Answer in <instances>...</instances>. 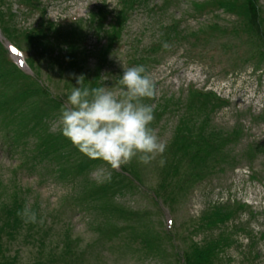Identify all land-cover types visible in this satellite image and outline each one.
Returning <instances> with one entry per match:
<instances>
[{"label":"rangeland","instance_id":"obj_1","mask_svg":"<svg viewBox=\"0 0 264 264\" xmlns=\"http://www.w3.org/2000/svg\"><path fill=\"white\" fill-rule=\"evenodd\" d=\"M3 1V12L10 8V13L15 18V24L9 27L16 26L18 31H29L39 27L43 21L38 12L31 11L19 0ZM102 1L39 0L46 16L44 17L43 14L42 17L46 21L49 19L53 22L61 19L85 20L88 13L101 5ZM191 1L193 0H181L180 11L175 13L172 10L165 17L159 15L156 10L161 6V0H150L149 8L154 13L138 9L131 16L121 43L103 71V85L111 87L110 90H116L119 87L117 84L119 76L123 74L124 69L131 67L129 64L134 51L137 48L145 51L158 44L160 36H156V24H161L171 17L179 21L176 15L184 16ZM105 2L111 10L117 6V0H105ZM259 3L264 12V0H260ZM209 19L212 17L185 19L181 24V30L192 32L204 23H208ZM220 19L221 26H230L235 20L234 17L226 15H222ZM86 33L89 34L88 29ZM202 36L200 45L203 46L196 44L195 46H199L195 48L187 43L171 44L167 53L160 52L152 57L157 63L148 66V74L155 83L154 103L151 104L155 109L164 106L166 98L169 99V104L183 102L187 91L191 88L212 91L227 100L229 106L218 111L211 121L214 128L226 133L232 134L233 131H238L235 143L226 151L229 158L234 161L218 169L215 176L191 190L187 196L180 198L179 201L176 200L178 202L168 208L170 211L163 207H159L158 210L145 194L137 191L129 192L117 199V203L121 206L135 212H145L149 217L148 225L152 224L158 233L167 231L169 238L162 242L165 249L162 259H140L136 253L130 251L123 253L116 248L113 250L104 248L97 255L95 251L93 252L95 254L88 255L85 264H179L174 253L183 255L190 248L191 242L193 245H199L205 238L206 241L217 239L219 235H223L227 241V249L219 253L221 261L219 264H264L262 239L264 238V176L259 178L261 182L249 180L252 170L258 173L264 167V65L254 67L255 60L249 58L250 55L257 57L256 54L261 51L260 46L255 47L254 53L249 44L228 35L221 36L216 32H208ZM205 40L209 41L208 45L204 44ZM0 45L7 53L8 61L26 75H31L27 66L28 57L36 58L43 83L53 94L63 91L65 83L58 82L59 70L58 75L48 70V64L42 60L44 58L42 52L30 48L31 53H27L22 46L21 49L19 48L21 53L9 51L10 45L1 30ZM96 46L98 43L91 34L87 38V49ZM95 64L94 59H89L90 69H93ZM55 69L57 68L53 70ZM182 115L180 104L177 108L169 107L153 127L158 139L166 145V148ZM60 126L61 122H56L51 130L56 131ZM256 149L263 152L254 155L255 159H251L249 156ZM160 155L156 154L155 157L159 160ZM17 163L16 157L9 156L0 142V177L8 180ZM153 167L154 165H148L145 175H141L148 188L157 183ZM107 174L106 169H99L91 178L100 181L107 177ZM17 176L20 186L31 192L27 197L28 207L37 201L39 209L42 212L48 211L49 213L46 214L52 215L56 224L70 222L73 236L80 235L84 245L92 240L85 227V217L83 219L78 213H70L67 208L60 215L50 212L61 202L63 196L69 194V185L56 184L51 176H46L44 172L18 173ZM217 205L226 207L221 208L223 210L213 208ZM238 205H245L247 209L244 212L239 211ZM216 228L220 230L217 231ZM211 232L213 233L209 236ZM54 236L51 235L52 238ZM218 244L221 248L222 240ZM11 252L19 253L20 264H32L35 258V251L21 241L12 246Z\"/></svg>","mask_w":264,"mask_h":264},{"label":"trees","instance_id":"obj_2","mask_svg":"<svg viewBox=\"0 0 264 264\" xmlns=\"http://www.w3.org/2000/svg\"><path fill=\"white\" fill-rule=\"evenodd\" d=\"M37 0H22V3L34 7L31 3ZM171 0H165L164 8ZM31 3V4H30ZM146 0L142 4L145 6ZM141 3L138 0H119L117 10L109 13L106 7L99 9L89 17L88 23H75L67 27L64 32L48 33V36L37 31L36 35L25 33L20 35L15 29L6 28L13 21L7 10L2 11L4 1L0 0V25L5 35L11 37L14 43L20 44L29 41L30 48L46 53L48 48L64 47V55L50 62H56L60 70V78L65 75V89L70 92L76 85L75 77H85V85L100 87L102 68L107 64L112 46L117 44L127 28L132 13ZM195 16L214 14L222 11L225 14L236 15L239 25L234 29V35L245 33L248 43L253 47L260 46L256 58L264 62V17L258 7L257 0H202L191 4ZM218 18H216L217 20ZM170 27L164 29L161 43L151 50L156 53L164 48V44L179 40L200 43L198 36L202 31L209 29L224 35L217 26L203 28L200 33L188 34L179 31V23L171 22ZM215 24V23H211ZM217 24V23H216ZM88 26L95 33L101 43L106 45L88 51L85 48V30ZM52 27H47L51 30ZM187 35V39H184ZM39 35L45 36L39 39ZM55 35H58L55 37ZM23 39H22V38ZM55 37V38H54ZM240 39V38H239ZM205 40L204 43H206ZM52 42V43H51ZM258 51V50H257ZM97 62L92 71L88 68L89 58ZM256 60V61H257ZM35 60L30 59V66L36 68L33 77L21 74L5 56L0 46V128L1 137L8 146L18 149L21 157L19 169L42 171L53 177L56 182L69 184L71 194L65 199V204L71 211L85 213L89 217L88 228L93 233V246L88 250H98L107 245L120 243V250L125 251L134 245L136 252L145 256H159L162 251V242L168 238L165 233L156 232L154 226L143 225L134 235L127 229H118L114 220L123 219L132 222L134 215L125 212L123 207L115 203L118 196L133 192L139 187H146L141 177L137 161H131L121 167L120 173L111 170L108 178L101 182H94L90 178L93 170L109 163L102 159H90L80 153L72 143L61 134V129L51 133L50 125L60 119L61 109L66 98L52 96L40 83L39 69ZM51 70V66H49ZM215 98L211 95L190 96V107L187 106L185 118L179 126V133L169 149L162 155L166 161L164 166L160 161L155 163V169L160 173L157 184L148 190L153 202L161 203L166 208L184 198L196 184L204 181L209 170L224 163L225 155L222 151L230 139L207 129V118L212 110L209 102ZM216 101V100H215ZM217 102V101H216ZM201 119H205L201 121ZM160 159V160H161ZM15 174V171L13 172ZM178 200V201H176ZM25 208L26 196L15 181L3 183L0 180V264H19V255H11L10 248L21 240L25 245L30 244L35 250L32 264H85L86 256L90 251H82L80 240L72 239L69 225H64L58 241L49 237L56 229L51 218L39 216L37 206L33 210L37 214V222H25L20 213ZM60 215V210L55 211ZM149 218V217H148ZM217 218V217H216ZM131 244V245H130ZM227 243L223 244L226 247ZM113 249V248H111ZM218 241L205 242L202 246L190 245L183 255L184 264H217L220 253Z\"/></svg>","mask_w":264,"mask_h":264},{"label":"clouds","instance_id":"obj_3","mask_svg":"<svg viewBox=\"0 0 264 264\" xmlns=\"http://www.w3.org/2000/svg\"><path fill=\"white\" fill-rule=\"evenodd\" d=\"M168 48L169 45H163ZM76 85L66 94L60 115L61 134L90 159H102L113 168L134 158L150 164L166 145L150 127L154 107L144 103L155 96V83L143 65L124 69L118 88L85 85V77H75ZM165 160H160L163 167ZM25 222L36 223L37 214L28 208L20 213Z\"/></svg>","mask_w":264,"mask_h":264}]
</instances>
